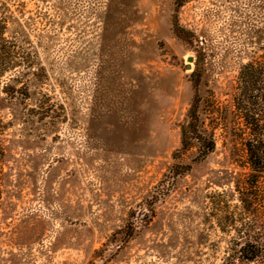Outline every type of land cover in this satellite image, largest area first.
I'll return each mask as SVG.
<instances>
[{"label": "rangeland", "instance_id": "rangeland-1", "mask_svg": "<svg viewBox=\"0 0 264 264\" xmlns=\"http://www.w3.org/2000/svg\"><path fill=\"white\" fill-rule=\"evenodd\" d=\"M0 4L8 36L32 57L11 79L28 95H0V264H223L238 236L223 232L211 199L224 193L235 212L248 169L240 141L221 132L153 221L118 243L174 163L194 94L197 53L174 33V0ZM178 20L200 39L205 78L228 104L241 66L264 57V0H195Z\"/></svg>", "mask_w": 264, "mask_h": 264}, {"label": "trees", "instance_id": "trees-1", "mask_svg": "<svg viewBox=\"0 0 264 264\" xmlns=\"http://www.w3.org/2000/svg\"><path fill=\"white\" fill-rule=\"evenodd\" d=\"M192 1L195 0H174V33L197 53L195 68L189 76L194 94L186 120L180 126V148L173 153L174 163L155 187L153 195L138 210L130 212L129 221L121 232H125V236L118 243L127 244L136 230L153 221L156 205L169 196L177 181L216 152L218 133L221 132L224 137L231 135L240 141L248 169L235 183L238 198L235 212L230 211L224 193H218L222 199L216 202L211 199L214 215L219 223L226 224L223 232L228 230V226L234 227L238 236L233 241L234 252L223 264H264V57L241 66L230 102L222 104L205 78V57L200 39L178 20L179 10ZM6 9L0 4V95L5 93L10 99L16 96L25 98L28 95L26 86H14L12 75L18 67L31 68L32 57L8 36ZM4 128L0 119V138ZM188 154L193 155L192 159L189 164H184L181 160ZM5 156L0 139V166ZM3 176V168L0 167V215Z\"/></svg>", "mask_w": 264, "mask_h": 264}, {"label": "water", "instance_id": "water-1", "mask_svg": "<svg viewBox=\"0 0 264 264\" xmlns=\"http://www.w3.org/2000/svg\"><path fill=\"white\" fill-rule=\"evenodd\" d=\"M194 61V58L193 57H190L189 58V62L192 63ZM191 68V65H187V69H190Z\"/></svg>", "mask_w": 264, "mask_h": 264}]
</instances>
